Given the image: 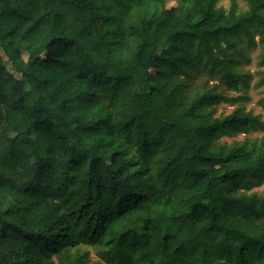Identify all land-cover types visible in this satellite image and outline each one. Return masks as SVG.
Listing matches in <instances>:
<instances>
[{
	"label": "trees",
	"instance_id": "trees-1",
	"mask_svg": "<svg viewBox=\"0 0 264 264\" xmlns=\"http://www.w3.org/2000/svg\"><path fill=\"white\" fill-rule=\"evenodd\" d=\"M218 1L0 0V264H264V136L210 86L264 0Z\"/></svg>",
	"mask_w": 264,
	"mask_h": 264
},
{
	"label": "rangeland",
	"instance_id": "rangeland-1",
	"mask_svg": "<svg viewBox=\"0 0 264 264\" xmlns=\"http://www.w3.org/2000/svg\"><path fill=\"white\" fill-rule=\"evenodd\" d=\"M233 1L237 4L238 10H244L246 8L245 3L241 0H219L217 7L227 11ZM174 6H176V3L174 1H169L166 3L165 7L172 8ZM161 8L162 7L159 5L154 6L152 7V11L159 13ZM229 52H231L233 57L238 61L236 65L239 72L238 88L237 90H231L226 87L224 82L218 79H213L210 82V86H216L217 92L223 97L222 101L214 106L215 116L223 117L229 115L237 107H242L246 112H249L257 119V124L248 132L230 137L224 136L219 140V143L231 145L233 142H242L244 140L251 142L264 136V85L258 84L264 72V67L259 66V55L261 52V47L259 45L249 47L243 39L236 51L229 50ZM23 59H26L25 54H23ZM6 66L10 72H13L7 63ZM15 76L18 77L17 74H15ZM201 80L204 81L205 77H202ZM249 193H256L259 197L264 199V184L259 187H254L248 194ZM89 255L94 263L97 258L90 249Z\"/></svg>",
	"mask_w": 264,
	"mask_h": 264
}]
</instances>
